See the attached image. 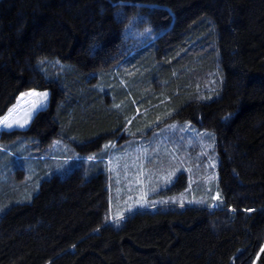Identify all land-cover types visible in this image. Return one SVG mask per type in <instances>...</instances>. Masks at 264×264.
Listing matches in <instances>:
<instances>
[{"label": "trees", "instance_id": "16d2710c", "mask_svg": "<svg viewBox=\"0 0 264 264\" xmlns=\"http://www.w3.org/2000/svg\"><path fill=\"white\" fill-rule=\"evenodd\" d=\"M136 19L156 35L145 53L125 40ZM131 65L113 109L109 75ZM31 91L47 106L0 144L92 154L138 104L148 125L214 134L220 198L117 220L102 166L64 170L37 194L18 180L0 201V264H264V0H0V116Z\"/></svg>", "mask_w": 264, "mask_h": 264}, {"label": "rangeland", "instance_id": "374dc122", "mask_svg": "<svg viewBox=\"0 0 264 264\" xmlns=\"http://www.w3.org/2000/svg\"><path fill=\"white\" fill-rule=\"evenodd\" d=\"M138 25V19L131 23L125 40L131 39L138 51L147 48L145 53L156 42V35L152 30L146 31L148 27ZM156 49L155 45L154 53ZM133 71L131 65L109 75L111 86L106 91L112 99L113 109L116 95L111 89L119 90L121 83L131 84L133 80L125 81L124 76L128 74L131 77ZM123 105L125 107V104H117L116 108L120 110ZM149 116L150 113H146L142 106L135 104L134 113L127 119L125 127L114 131L118 132V139L104 141L101 150L92 154H82L77 150H74L77 154L64 153L66 147L58 143L43 153L31 139L0 144V201L7 189L14 193L15 181H22L23 186L37 194L43 181L63 174L64 170L69 173L91 164L102 166L101 172L108 183L110 208L117 220L138 210L174 207L177 203L184 206L214 203L213 207H217L220 195L213 199L219 193L216 188L218 155L214 149V134L170 117L148 125ZM182 174L187 177L186 185L184 188L176 187ZM9 204L0 203L1 217L8 212Z\"/></svg>", "mask_w": 264, "mask_h": 264}, {"label": "snow or ice", "instance_id": "6c2138e0", "mask_svg": "<svg viewBox=\"0 0 264 264\" xmlns=\"http://www.w3.org/2000/svg\"><path fill=\"white\" fill-rule=\"evenodd\" d=\"M146 31H150V29H146ZM25 98H29L28 108L24 115L21 117L19 112L20 103L25 101ZM48 93L47 92H36L31 91L24 93L20 97V101L18 105L9 110L6 115L0 116V131H12L15 128H24L31 120L33 113L36 111L43 110L47 106ZM107 147V145L105 146ZM219 197V193H217L216 199ZM183 206V205H181Z\"/></svg>", "mask_w": 264, "mask_h": 264}]
</instances>
